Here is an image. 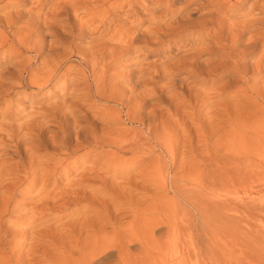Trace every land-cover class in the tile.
<instances>
[{
    "label": "bare ground",
    "instance_id": "obj_1",
    "mask_svg": "<svg viewBox=\"0 0 264 264\" xmlns=\"http://www.w3.org/2000/svg\"><path fill=\"white\" fill-rule=\"evenodd\" d=\"M0 54V264H167L189 251L195 264H264V240L211 255L233 209L216 187L264 173V0H0ZM121 67L132 68L123 81ZM221 81L220 94L235 85L250 98L244 113L215 101ZM45 87L61 100L25 112L31 100L19 97ZM153 153L132 180H111ZM190 154L199 171L168 176ZM156 179L172 195L153 202ZM31 188L36 199L17 216ZM80 204L64 225L42 220Z\"/></svg>",
    "mask_w": 264,
    "mask_h": 264
},
{
    "label": "rangeland",
    "instance_id": "obj_2",
    "mask_svg": "<svg viewBox=\"0 0 264 264\" xmlns=\"http://www.w3.org/2000/svg\"><path fill=\"white\" fill-rule=\"evenodd\" d=\"M245 8H243L242 10H238L237 13H239V14L242 13V11H244ZM15 27H17V25H15L14 28ZM143 51H141V54L145 53ZM0 56L2 58V54H0ZM25 57H27L26 54H21L20 56H17V59L19 60V59L25 58ZM148 60L150 61V60H152V58L150 59V57H149ZM34 65H36V64H34ZM121 66H122V64H121ZM130 69H132V68H130V67L129 68L121 67V69H120V71H121L120 72L121 73L120 74L121 75L120 79L122 81L126 79V77H127L126 73ZM256 79H258V78H256ZM262 79H264V78H262ZM222 83L223 82L221 81V82L214 83V85H213V88H216V91L213 92V94L217 93V94H215L216 96L214 97V98H216L215 101L219 100V102L223 103L222 101H227L228 100L227 101L228 105L226 103V106L229 109V113L230 112H234L236 110H240V108H241L240 111H243L242 106L247 104L248 101L250 102V98L247 99V96L242 95L239 92L240 88H238V86H235V85H231L228 89L226 88V90L223 93L220 94V92L217 91V87L219 88ZM203 87L204 88H208L207 86H203ZM47 89H48V87H45V88H43V90L35 91L36 93L32 92V91H28L29 93L27 91H24V94H23L24 96H20L19 97V101L20 102H23V101L26 102V99L27 100H31V104L27 103V102L25 103V106H24L25 107L24 108L25 112L30 111V109L38 110L42 105H44L46 103H54V102H59L61 100V98H59L57 95L54 96L52 94H49V92H46ZM237 92H239V93L237 94ZM233 94H235V96H232ZM217 95H218V97H217ZM92 98L93 97H90V96H84V97L78 96L77 97V94H75V96L74 95L70 96L69 99L77 100V101H81V100H91V101L93 100L94 101V98L93 99ZM94 102L98 103L96 101H94ZM27 105H29V106H27ZM235 105H236V107H235ZM239 105H241V107ZM232 106H233V108H231ZM209 107H210L209 105H206V106L202 107V109L200 107L199 109L202 111L201 114H204L205 111H207L209 109ZM238 107H240V108H238ZM253 111L254 110L249 109L247 114H245L244 117L247 118L249 115H251L253 113ZM244 112H245V110L243 111V113ZM48 118L49 117L45 118L44 120L46 121V119H48ZM0 119H1V114H0ZM19 119L20 118H18V117L14 118V119L12 118L8 122H9V124H11V123L12 124H18V123H21V120H19ZM205 125L206 124L204 123L203 126H205ZM126 127L132 128L133 126L128 125ZM176 127L178 128L177 129L178 132H180V133L183 132L182 126L177 125ZM234 128H237V130L239 132L238 134H239V136H241V138L244 137L242 139V142L244 144H246L247 146H249V144L250 145H254V143L256 142L255 141V136L253 135L254 133L252 134V132H248V131L244 132V129H241L242 127L239 126V125L235 126ZM239 129H240V131H239ZM223 130L219 131L218 135L216 137L212 138V140L210 141V143H211V147L210 148L218 147V145H219V143L221 142V139H222V135L221 134H222V132H224ZM228 131L229 130H225V132H228ZM248 133H250V134H248ZM249 136H252V138H250ZM44 137H46V135H44ZM245 138H246V140H244ZM16 139H17V137H16ZM243 140L246 141V143ZM234 141L236 142V140H233V142L231 140V144L229 143V145L232 146V147L230 146L231 148H233L232 150H234V148H235L234 151H236L237 150L236 148L238 146L237 147L234 146V145L237 144ZM195 143H196V141H195ZM195 143H193V144H195ZM244 149H247V148L244 147ZM249 149H251V148H249ZM182 151H183V148L181 150L180 149L178 150V152H177L178 153L177 154L178 158L180 157V155H181V157L184 156ZM202 152H205V150H202ZM201 154H203V153H201ZM204 154H206V153H204ZM41 155H43V154H41ZM156 156H157L156 153L150 154L149 156H147V158H145V160L141 164L135 166V168L131 171L130 174H128L126 176H122L121 174L114 175V176H111V180L113 179L112 181H114L115 183L117 181H120L122 178L123 179L126 178L128 180L129 179L132 180L133 177L138 175L139 171L142 170L145 166H147L149 163L151 165L152 164L151 161H153ZM197 157H198L197 155L194 156V158H193V156L191 154H190V156L187 155V158L184 160V162H182V163H184L183 165H182V163H179V161L178 162L176 161V163L174 164L176 166L173 165L172 168L170 167V169L168 171L169 172L168 176L171 177L172 173L174 171H175L174 174L177 173V177H179V175H181V173H183L181 176H184V177H185V174L188 175L186 177H189L191 174L192 175L196 174L195 172L199 171L197 166H199V164H200V162H199L200 160ZM180 158L178 160H180ZM232 158L234 160H236V161L238 160L237 162H242V160H243L240 157L239 158L235 157V155L232 156ZM54 161L55 160H52L51 163H53ZM186 161H187V165H186ZM198 162H199V164H198ZM195 163H197L198 165L195 164ZM195 168H197V169H195ZM190 169H192V170H190ZM193 169L196 170V171H194ZM178 170H180V171H178ZM189 170L192 171V172L194 171V173H191V174L186 173V172L190 173ZM182 171H184V172H182ZM178 172H180V173H178ZM110 174H112V173H110ZM251 176H253L254 178L251 177ZM154 177L158 178V174H157V176L155 175ZM181 178L184 179L183 177H181ZM248 178H250V179H248ZM28 179L30 181L32 179H35V175H30L29 178H27V180L25 182H28L29 181ZM157 181H158V179H156V182H155L156 184L154 183V186L150 188L151 189L150 191H151V193L154 196H157L159 194L157 197H155L156 200H154L153 202L161 200V197L165 198V197H163L165 194L168 195L170 193L169 197L172 195L169 190H168V192L166 190L162 191L163 188L161 189V187L158 185L159 183H157ZM242 182L243 183L244 182H248V183L243 184ZM240 185H244V186L240 187ZM49 186L51 187V185H49ZM217 189H218V191H217ZM36 191H37V188H31V189L25 191L23 194H21V196H19L20 197L19 201L22 200L21 202H23L24 204L21 205L22 210L19 213L18 212L15 213L17 216L18 215H22V214H26L27 212L30 211L29 205L27 203H30V202H32V201H34L36 199V197H34L35 194H36ZM91 191L92 190H89V192H91ZM214 193H215V196H216V197L214 196V199H218L217 201H219V200L221 201L222 199H224V196L225 197L227 196L226 198H228V200L230 199L229 203L231 204V206H233V209L231 211H229V214L231 216V220H230V222H228V227H227L228 229L225 230V231L220 230L218 235H217V237H216V239H215L216 243H215V248L211 252L212 256H217L219 258L220 257L221 258L222 257L228 258L232 254V252H231V250H233L232 246H234L235 243H239V240H247V241L248 240L256 241V239H257V241L264 240V173H261V174H258V175L257 174L256 175H248V176L243 177L241 180L239 178L236 180V178H235L234 181H233V184L231 185V187L229 188L228 191L222 190L219 187V185H218L216 187ZM216 193H217V195L219 197L216 195ZM135 194H136V197L148 198V194H145V193L143 194L142 192H135ZM167 195H165V196H167ZM22 197H24V198H22ZM146 200L149 201V199H146ZM239 200H240V202L241 201L242 202L240 203ZM156 203H158V202H156ZM141 204H143V202ZM245 204L248 205V206H246ZM89 206L88 207L90 208V210L86 211L87 213H90L92 211V208L93 209L95 208V206H93L92 204H89ZM81 213H84L83 204H80L78 206V208H77V211L75 213H73V214H69V215L64 214L63 215L62 213L53 212L51 216H47L46 218L43 217L42 220H47L48 221L47 223H56L57 222V223H59L61 225H64L65 223H67V222L71 221L72 219H75L76 217L81 215ZM15 214H13L14 217H16ZM235 214H237V215H235ZM46 215H49V214H46ZM219 220L220 219L215 220L216 221L215 222V224H216L215 226L220 229V227L222 225H220L219 222H217ZM237 221H239V222H237ZM232 224H233L234 227L232 226ZM236 227L237 228L239 227V228L237 229ZM108 230H110V229L108 228ZM235 231H236V233H235ZM239 231H240V233H239ZM184 237H186V236H184ZM197 242H198L197 243L198 245H202V243H203L202 240H198V239H197ZM137 247H138L137 244L133 243L132 249H135ZM24 250L25 249H22L20 251H24ZM230 252H231V254H230ZM187 253L182 254L183 258H181L182 255H179L180 258L176 257V256H174V257L172 256V257L168 258L169 261L167 262V264H180V263L181 264H193V263L195 264L196 260H200L201 259V256L200 257H195L196 255L193 252H191V251H189ZM189 253H190V255H189ZM56 255H59V253H57ZM207 255L208 254H203L202 256H207ZM135 259H137V258H135ZM106 260L107 261L109 260L108 262L114 260V254H109L108 256L103 257L101 262H103V263L105 262L106 263L107 262Z\"/></svg>",
    "mask_w": 264,
    "mask_h": 264
}]
</instances>
